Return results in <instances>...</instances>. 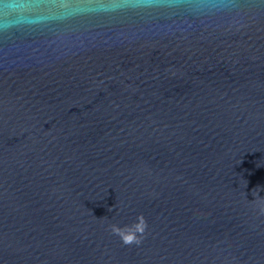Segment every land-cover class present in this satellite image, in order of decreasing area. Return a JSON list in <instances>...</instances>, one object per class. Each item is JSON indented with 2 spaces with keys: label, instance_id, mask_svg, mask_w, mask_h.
<instances>
[{
  "label": "water",
  "instance_id": "water-1",
  "mask_svg": "<svg viewBox=\"0 0 264 264\" xmlns=\"http://www.w3.org/2000/svg\"><path fill=\"white\" fill-rule=\"evenodd\" d=\"M262 200L264 0H0V264H264Z\"/></svg>",
  "mask_w": 264,
  "mask_h": 264
},
{
  "label": "clouds",
  "instance_id": "clouds-1",
  "mask_svg": "<svg viewBox=\"0 0 264 264\" xmlns=\"http://www.w3.org/2000/svg\"><path fill=\"white\" fill-rule=\"evenodd\" d=\"M253 195L258 197L257 191H253ZM262 206L260 207L261 214H264V200L261 201ZM112 209H109L111 211ZM110 230L114 235L120 237L121 241L125 245H132L141 243L145 230L147 228V222L142 214L136 217V220L123 227L117 224H111Z\"/></svg>",
  "mask_w": 264,
  "mask_h": 264
}]
</instances>
